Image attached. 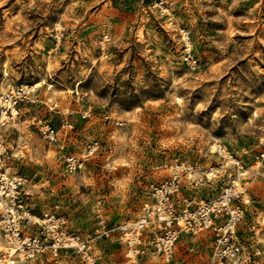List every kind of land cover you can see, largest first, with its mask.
<instances>
[{"label":"rangeland","instance_id":"rangeland-1","mask_svg":"<svg viewBox=\"0 0 264 264\" xmlns=\"http://www.w3.org/2000/svg\"><path fill=\"white\" fill-rule=\"evenodd\" d=\"M154 1L0 0V91L37 86L35 101L21 103L2 128L20 156L6 171L27 179L34 214L64 216L70 230L93 238L100 263L127 264L120 243L95 233L96 215L138 217L174 158L197 169L183 195L217 197L225 175L203 183L202 171L223 162L213 152L222 144L245 170L240 242L248 264H264V0H174L169 13ZM182 30L194 67L184 60ZM86 107L92 115L82 119ZM66 110L73 128L62 137ZM39 123L60 140L46 141ZM68 153L87 155L80 171L65 170ZM212 248L208 233L182 234L169 264H208ZM4 249L0 237V257ZM21 264L84 262L62 251Z\"/></svg>","mask_w":264,"mask_h":264},{"label":"built area","instance_id":"built-area-1","mask_svg":"<svg viewBox=\"0 0 264 264\" xmlns=\"http://www.w3.org/2000/svg\"><path fill=\"white\" fill-rule=\"evenodd\" d=\"M174 0H155L161 13H169ZM184 43V60L194 67L197 60L190 54L189 32L181 31ZM37 87L19 85L5 92L0 91V237L5 244V254L0 264H21L39 255L48 254L57 258L62 251L78 255L84 264H102L93 254V238H85L70 230L64 216L49 211L34 214L27 204L31 191L22 175H10L6 167L12 159L20 157L7 149L2 128L17 115V107L25 101H35ZM12 109H16L15 114ZM72 110L63 114L62 137L73 128L67 118ZM82 119L91 117V107L78 111ZM107 118L106 115H103ZM39 130L49 143H56L61 133L50 123H39ZM213 152L223 159L216 166L202 171L203 183L217 177L220 172L226 183L219 195L207 201L195 202L183 195L181 189L186 179H194L197 169L194 164L174 158L164 163L165 178L150 186V202L143 205L140 215L133 220L111 223L109 218L97 214L100 230L97 236L114 238L123 246L127 264H146L158 261L169 264L173 249L180 235L208 233L213 239V248L208 264H248L250 255L240 242L237 225L248 202L247 183L243 182L245 170L242 162L224 145L214 144ZM87 155L65 154L63 165L67 172L82 169Z\"/></svg>","mask_w":264,"mask_h":264},{"label":"bare ground","instance_id":"bare-ground-1","mask_svg":"<svg viewBox=\"0 0 264 264\" xmlns=\"http://www.w3.org/2000/svg\"><path fill=\"white\" fill-rule=\"evenodd\" d=\"M33 87H37V86L34 84ZM15 112H16V109H12V113L15 114Z\"/></svg>","mask_w":264,"mask_h":264},{"label":"crops","instance_id":"crops-1","mask_svg":"<svg viewBox=\"0 0 264 264\" xmlns=\"http://www.w3.org/2000/svg\"><path fill=\"white\" fill-rule=\"evenodd\" d=\"M185 184V181H184V183H183V185ZM183 187V186H182Z\"/></svg>","mask_w":264,"mask_h":264}]
</instances>
